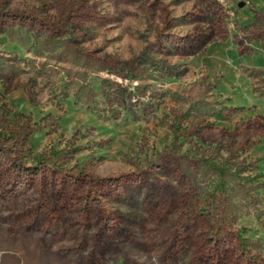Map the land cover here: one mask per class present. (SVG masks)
I'll return each instance as SVG.
<instances>
[{
	"label": "rangeland",
	"instance_id": "1",
	"mask_svg": "<svg viewBox=\"0 0 264 264\" xmlns=\"http://www.w3.org/2000/svg\"><path fill=\"white\" fill-rule=\"evenodd\" d=\"M0 264H264V7L0 0Z\"/></svg>",
	"mask_w": 264,
	"mask_h": 264
},
{
	"label": "crops",
	"instance_id": "2",
	"mask_svg": "<svg viewBox=\"0 0 264 264\" xmlns=\"http://www.w3.org/2000/svg\"><path fill=\"white\" fill-rule=\"evenodd\" d=\"M250 1H251V5H253L254 7H258V9L260 10L262 9V7H264L261 5L259 0H250Z\"/></svg>",
	"mask_w": 264,
	"mask_h": 264
}]
</instances>
